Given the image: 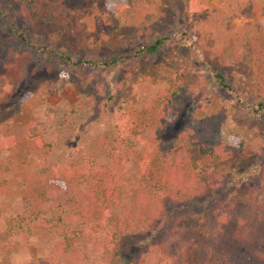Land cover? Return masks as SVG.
I'll return each mask as SVG.
<instances>
[{"label": "trees", "instance_id": "obj_1", "mask_svg": "<svg viewBox=\"0 0 264 264\" xmlns=\"http://www.w3.org/2000/svg\"><path fill=\"white\" fill-rule=\"evenodd\" d=\"M182 1L194 14L201 13L207 3ZM238 1L220 0L219 4H227L226 9H230ZM155 3L156 0H126L118 6L106 0L105 5L116 22L121 23L118 14H125L146 26L157 17L152 9ZM215 6L210 4L207 8ZM7 8L0 1V16ZM239 8L255 10L256 15L262 10L257 0H247L246 6ZM204 26L210 37L214 34L211 31L218 32V42H236L231 63L250 69L263 100L248 110L264 119V18L232 30L213 14L204 21ZM18 35L33 52L49 57L46 66L49 71L75 74L88 83L89 64L80 62L77 52L70 51L63 32L33 38L27 37V31L23 30ZM172 39L171 35L150 34L133 55L113 53L101 58L99 66L117 69L125 64L124 70L130 75L138 71V62L143 57L155 56ZM182 40L191 48L197 47L187 34ZM33 52L28 58L36 61ZM21 65L19 61H11L7 71L0 73L3 79L0 91L5 97L14 94L22 75ZM216 78L221 88L234 93L242 103L235 81L220 73ZM122 85L125 87L127 82ZM204 87L207 88L206 81L179 78L150 104L127 112L120 108L111 126L85 141L77 164L51 163L38 174L27 175L18 190L21 212L5 241L0 242V252L16 253L32 237L44 233L56 239L54 254L25 264H264V195L252 185L259 178L262 189L264 164H254L243 171L237 169L243 148L223 140L227 116L221 110L205 118L190 114L175 135L169 137L187 102ZM117 90L115 85L110 99H116ZM110 99L104 103L105 107ZM93 101L89 100L90 107ZM79 113V108H73L67 122L71 123V117ZM32 129L33 124L15 126L0 119V172L27 164L33 155H42L47 158L46 163L50 162L48 158L61 141L62 131L52 134L50 129L44 132ZM193 149L198 150L200 161L193 160L190 154ZM137 157L141 158L139 164L135 163ZM207 168L218 171L216 182L204 179ZM230 177L243 181L239 189L226 199H217L209 209L196 212L195 204L211 191L215 193L227 185ZM52 182L62 184L64 191L61 193ZM122 192L128 196L136 193L137 198L122 200ZM118 208L123 214L118 216L111 232L96 235L95 226L104 230ZM127 239L144 243L145 250L136 262L127 257Z\"/></svg>", "mask_w": 264, "mask_h": 264}, {"label": "rangeland", "instance_id": "obj_2", "mask_svg": "<svg viewBox=\"0 0 264 264\" xmlns=\"http://www.w3.org/2000/svg\"><path fill=\"white\" fill-rule=\"evenodd\" d=\"M0 1L8 7L0 16V73L7 71V65L11 61L22 63V75L14 94L5 97L3 91H0V119L9 120L15 126L33 124V132L50 129L53 134L57 130L62 131L61 141L56 144L53 156L48 158L49 163H46L47 158L42 155H33L27 164L14 165L8 172H0V242L5 241L10 226L21 212L18 190L27 175L38 174L44 166L51 163L72 161L77 164L85 141L89 136H95L111 126L117 120L120 108L127 112L131 108L150 104L161 91L179 78L195 82L206 81L207 88L204 87L198 96L187 102L169 137L175 135L190 114L205 118L221 110L227 116L222 129L223 140L229 145L243 148L236 162L237 169L243 171L254 164H264V119L248 110L263 102L257 83L250 69L231 63V53L236 42H218V32L211 31L214 34L211 33L210 37V32L207 33V27L204 26V21L213 14L220 17L226 28L236 30L246 26L256 19L264 18V0H259L263 9L258 15L255 10L245 11L239 8L245 7L247 0L238 1L230 9H226L227 4H219L220 0H205L206 7L198 14L192 13L182 0H156L152 9L157 17L146 26L139 25L140 20L136 21L133 16L125 14H118L121 23L116 22L113 14L106 8V0ZM111 2L120 6L126 0ZM210 4H216L215 9L207 8ZM23 30L27 31V37L33 38H37V35L47 36L50 32H63L64 38L67 36L66 44L70 51L77 52L76 57L80 62L89 64L88 77L86 76L88 83L85 84L81 76L75 74L49 71L46 68L49 57L33 52L22 41L18 34ZM150 34L171 35L173 39L155 56L143 57L138 62V71L128 75L124 70L125 64L117 69L99 66L101 58L113 53L130 55L137 52ZM185 34L190 42L197 45L196 48L183 42ZM209 48H213L214 52ZM31 51L36 61L29 60ZM218 73L236 82L238 92L242 94V103L234 93L221 88L216 78ZM1 81L3 79L0 77ZM124 81L127 82L125 87L122 85ZM115 85L118 86L116 99H110ZM91 98L94 100L92 107L88 105ZM108 99L111 101L105 107L104 103ZM73 108H79L80 113L73 115L71 123H68L67 116ZM190 154L194 161H200L197 149H193ZM140 159L137 157L135 163L139 164ZM217 173L216 168H207L204 179H214L216 182ZM242 182L230 177L227 185L215 193L211 191L205 199L198 201L195 211L209 209L217 199H226L230 193L239 189ZM52 183L60 188L61 193L64 191L62 184ZM252 185L264 195V183L261 189L259 178ZM136 198V193L132 196H128L126 192L121 193L122 200ZM122 214L121 208L115 209L104 230L95 226L96 235L110 233L112 225ZM126 241L127 257L136 262L145 250L144 243L138 239ZM55 242V238L41 233L32 237L16 253L0 252V264H25L30 260L51 257Z\"/></svg>", "mask_w": 264, "mask_h": 264}, {"label": "crops", "instance_id": "obj_3", "mask_svg": "<svg viewBox=\"0 0 264 264\" xmlns=\"http://www.w3.org/2000/svg\"><path fill=\"white\" fill-rule=\"evenodd\" d=\"M257 1H258L259 4L261 3L259 0H257ZM262 9H263V7H262ZM257 20H258V19H256L255 21H257ZM255 21H254V22H255Z\"/></svg>", "mask_w": 264, "mask_h": 264}]
</instances>
